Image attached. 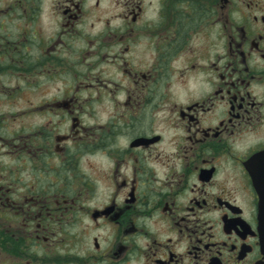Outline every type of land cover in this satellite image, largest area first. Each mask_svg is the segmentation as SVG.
Wrapping results in <instances>:
<instances>
[{
    "label": "flooded vegetation",
    "instance_id": "obj_1",
    "mask_svg": "<svg viewBox=\"0 0 264 264\" xmlns=\"http://www.w3.org/2000/svg\"><path fill=\"white\" fill-rule=\"evenodd\" d=\"M2 58L73 86L0 135V264H264V0H0Z\"/></svg>",
    "mask_w": 264,
    "mask_h": 264
},
{
    "label": "rangeland",
    "instance_id": "obj_2",
    "mask_svg": "<svg viewBox=\"0 0 264 264\" xmlns=\"http://www.w3.org/2000/svg\"><path fill=\"white\" fill-rule=\"evenodd\" d=\"M17 23L19 24L20 21ZM6 26H10V21L4 27ZM11 28L13 29L14 26ZM8 33L9 31L5 29L1 30V35L4 34L5 37H9ZM9 35L13 36L15 33L10 31ZM25 54L27 55L26 52ZM35 60L32 58L23 64H12L3 58L0 61V135L6 133L9 136L16 132V135L23 134V138L27 140L28 130L29 132L36 130L47 119L41 111L45 102V94L49 93L51 96L57 94L58 89L68 87L65 85L67 84L65 80H56L58 79L56 76H53L54 83L47 82L43 74L44 70L32 68ZM175 80L178 83L179 78ZM69 86L68 88L71 89L73 84ZM10 143V138L0 136V173L6 175L18 167L15 156L7 154L10 150ZM4 146L6 150L2 149Z\"/></svg>",
    "mask_w": 264,
    "mask_h": 264
},
{
    "label": "water",
    "instance_id": "obj_3",
    "mask_svg": "<svg viewBox=\"0 0 264 264\" xmlns=\"http://www.w3.org/2000/svg\"><path fill=\"white\" fill-rule=\"evenodd\" d=\"M255 180H256V187L258 189V193L261 200L259 218H260L261 229L264 237V179L258 178Z\"/></svg>",
    "mask_w": 264,
    "mask_h": 264
}]
</instances>
